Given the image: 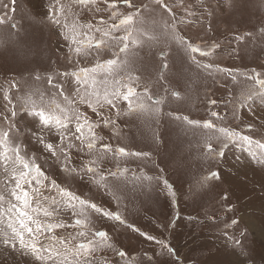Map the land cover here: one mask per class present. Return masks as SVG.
<instances>
[{
    "label": "rangeland",
    "instance_id": "374dc122",
    "mask_svg": "<svg viewBox=\"0 0 264 264\" xmlns=\"http://www.w3.org/2000/svg\"><path fill=\"white\" fill-rule=\"evenodd\" d=\"M115 2V11L122 15L135 10L122 5L120 0ZM165 2L173 6L177 20L182 21L176 25L178 36L203 48L220 45L213 55H197L196 58L202 63L230 70L236 79L233 80L227 71L213 68L209 72L197 68L184 59L170 41L146 44L142 48L130 45L138 57L136 70L132 72L133 76L140 77L137 92H142L147 85L153 97H163L164 103L158 105V116L141 112L136 108L139 102L136 99L133 101L135 112H129L126 102L118 104L122 113L119 119L114 109L105 108V117L115 119L116 127L101 126L95 130L102 138L98 139L97 147L102 142L111 144L113 149L123 147L127 151L149 152L151 156L143 160L104 154L103 160L98 161L96 179L99 180L100 175L107 176L108 171L118 173L116 178H107L109 187L106 190L103 182L97 185L87 178L81 180L79 175L62 171L63 157L54 161L38 144L28 149V155L34 153L47 175L61 187L101 208L119 212L123 217L125 223L122 224L88 212L87 228L105 230L111 237L113 247L97 254L105 257L108 264H264V164L260 162L259 150L253 156L244 148L229 143L225 157L210 159L204 144L211 138L213 147L218 148L214 134L175 118L187 116L190 120L203 122L211 118V111H215L222 118H212L217 128L228 127L264 141V88L246 81L244 75L251 76L255 71L264 79V0H234L232 8L224 6L223 0ZM51 3L52 0H15L12 10L13 0H0V16L6 17L0 24V114H8L3 91L8 90L13 81L16 87L11 89L12 103L17 104V111L19 103L27 108L31 104H63L65 95L79 99L76 88L80 87L83 93L88 86L77 85L74 79L59 77L56 73L89 68L98 60L112 58V52L116 51L112 47L102 56L94 53L77 56L71 41H65L60 34L62 30L47 19ZM133 3L137 7L149 5L142 9V16L147 21L148 33L152 34L153 19L158 26L161 10L154 0H133ZM4 5H8L7 12ZM100 6L104 5L101 3ZM153 7L156 8L154 17ZM111 11L92 15L74 6L75 15L69 17L68 23L98 25L103 15L110 24L113 22L108 20ZM187 12L195 15H187ZM164 19L171 23L168 14H164ZM101 27L107 29V25ZM77 31L80 40L99 38V33L87 28ZM83 51L89 53L92 50L85 47ZM161 52L167 56L161 57ZM165 62L166 68L163 67ZM50 75L54 84L63 85L62 90L47 83ZM241 81H246L243 92ZM172 92H179L180 97H173ZM248 93H251V99L245 101L244 107H239ZM209 100L217 101L216 105H209ZM79 111L91 121L99 120L87 105H80ZM233 112L238 118L233 117ZM31 119L28 116L26 120H20L19 126L22 129L30 127L27 121ZM92 159H95V153L74 154L71 166L79 171L83 163ZM123 169L127 171L122 172ZM210 171H220L222 181H205ZM145 176L167 179L173 185L175 195L156 180L148 187V182L142 179ZM225 192L228 201L222 199ZM65 219L71 222L67 217ZM233 219L237 224H231ZM129 225H134L139 232ZM141 233L155 237V240H148ZM56 235L64 236L67 232L56 230ZM82 239L73 240L72 244L80 243ZM157 241L175 251L169 254L165 248V254L160 256L162 249ZM118 251H124L126 256L119 257ZM0 264H32V258L12 253L6 259L0 256Z\"/></svg>",
    "mask_w": 264,
    "mask_h": 264
},
{
    "label": "snow or ice",
    "instance_id": "6c2138e0",
    "mask_svg": "<svg viewBox=\"0 0 264 264\" xmlns=\"http://www.w3.org/2000/svg\"><path fill=\"white\" fill-rule=\"evenodd\" d=\"M121 4L129 11L126 15H122L118 11L117 3L112 0H52L47 10V19L51 25L61 29L65 41H71L74 46L73 51L77 56L95 54L102 56L106 50L115 47L116 51L112 52V58L98 60L89 68H78L74 71H64L56 73L57 76L63 78H71L76 81L77 85H87L88 87L81 92L80 87L76 88V98H70L65 95L63 104L53 103L50 105L36 106L19 103V111L17 104H13L14 97L11 95V89L16 87V82L10 85L8 90L3 91V100L5 104V112L7 115L0 114V256L5 259L9 254L15 253L21 257L32 258V264H108L107 259L97 254L113 247L111 237L105 230L92 231L87 228L89 210L99 214L100 216L125 223L119 212H112L99 207L95 203L81 198L75 192L60 186L55 179H52L38 163L39 159L34 153L29 156L28 149L34 144H38L40 149L54 161H59L63 157L61 170L69 175H79L80 179L87 178L91 182L101 185L107 190V178H116L118 173L108 171L107 176L100 175L99 180L96 176L99 174L98 161L103 160L104 154H113L120 157H136L138 159L147 160L151 153L127 151L123 147L112 148L111 144L100 143L97 147L98 139L96 129L101 126L115 129L116 120L106 118L104 109L115 110L116 118L122 115L118 104L123 101L128 104L129 112H135L139 108L141 112H148L156 116L160 113L158 105L164 103V98H154L149 91V87L145 85L142 92H137L140 77L133 76L132 72L136 70L138 57L136 52L130 45L144 47L146 44H158L160 41H170L175 44L176 50L182 53L184 59L190 61L197 68H204L211 72L213 68L217 71H227L233 80L236 75L230 70L220 69L219 66L213 64L202 63L198 60L197 55L201 57H209L213 55L215 49L220 45L212 44L207 48H203L194 44L190 39L178 36L176 25V13L173 6L166 3L165 0H154V4L161 10L160 21L153 19L152 34L148 33L146 28L147 21L142 16V9H147L149 5L145 4L137 7L133 0H120ZM104 6H100V4ZM223 5L232 8L234 0H223ZM76 6L81 10L92 15L102 14L108 10H112L108 23L104 16L101 15L98 25L89 22L81 25L73 21L70 25L68 19L73 13V7ZM5 12L9 10L8 5H4ZM15 9V0H13L12 10ZM156 8H152L154 17ZM168 14L171 19H164V14ZM187 15H195L187 12ZM212 13L209 12V15ZM6 17L0 16V24L4 23ZM10 19V18H8ZM103 25H107L105 30ZM12 27H16L12 25ZM78 28H87L90 32L99 33V38L89 37L87 40H80L77 37L80 33ZM123 33V35H116ZM2 43V42H0ZM92 50L85 53L83 48ZM161 57H166L167 53L161 52ZM69 57V62H71ZM167 63L163 67H167ZM246 81H252L264 88V79L261 74L253 72L251 76L244 74ZM39 80L40 76L37 75ZM246 81H241V91L246 87ZM47 83L52 87L63 89V85L57 86L53 82V77L48 76ZM23 91V89H21ZM62 94V92H61ZM172 96L179 98V92H172ZM142 98V99H141ZM134 99L139 102L136 108L133 107ZM251 99V93L244 96V100L240 102L239 107L245 106V101ZM152 102V103H148ZM209 105L215 106L217 101L209 100ZM80 105H87L91 111L99 117L98 121H91L86 114L79 111ZM155 105V106H154ZM23 113V115H20ZM127 115V113H124ZM28 116L32 119L27 121L30 127L23 128L19 126L20 120H26ZM210 119L203 122L198 120H190L187 116H177V120H182L189 126L201 127L209 130L214 134L215 143L218 148L213 147L212 139L205 141L204 147L210 159L225 157V150L229 147V143H233L238 147L244 148L253 156L257 150L260 152V162L264 164V141L254 139L250 135L236 132L228 127H219L213 123V119H222L220 114L215 111L210 112ZM233 117L238 118L233 112ZM264 126V125H262ZM249 129L252 125L247 126ZM225 137L227 139H225ZM95 153V159L89 160L80 167L79 171L71 166V161L75 156L92 155ZM47 163V159L44 160ZM96 165V166H93ZM123 169L122 172H126ZM161 171H163L161 169ZM148 182L151 187L152 182L156 180L162 183L163 188L175 195L173 185L167 179L145 176L142 178ZM205 181L215 180L222 181L220 171H210L205 176ZM144 185H142L143 187ZM48 193V194H46ZM224 201L229 200L227 192L222 196ZM68 218L71 222H68ZM231 224H237L235 219L231 220ZM133 231L139 232L134 225H129ZM228 225L225 224V228ZM71 229V232L67 230ZM56 230H64L67 235L57 236ZM148 240H155V237L141 233ZM80 243L72 244L73 240L81 239ZM160 243L162 251L159 253L163 256V249H167L169 254L175 250L168 247L162 241ZM117 255L121 258L126 256L124 251H118ZM151 259V257L149 258Z\"/></svg>",
    "mask_w": 264,
    "mask_h": 264
},
{
    "label": "crops",
    "instance_id": "0c3cea01",
    "mask_svg": "<svg viewBox=\"0 0 264 264\" xmlns=\"http://www.w3.org/2000/svg\"><path fill=\"white\" fill-rule=\"evenodd\" d=\"M258 96H260V95H258ZM258 96H257V97H258ZM257 234H258V233H257ZM261 238H262V237H261Z\"/></svg>",
    "mask_w": 264,
    "mask_h": 264
},
{
    "label": "bare ground",
    "instance_id": "6f19581e",
    "mask_svg": "<svg viewBox=\"0 0 264 264\" xmlns=\"http://www.w3.org/2000/svg\"><path fill=\"white\" fill-rule=\"evenodd\" d=\"M262 232V231H261ZM263 233V232H262Z\"/></svg>",
    "mask_w": 264,
    "mask_h": 264
}]
</instances>
